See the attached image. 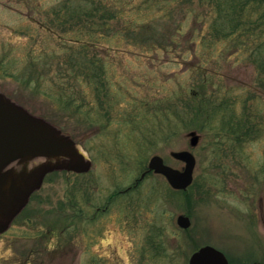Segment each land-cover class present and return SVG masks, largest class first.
<instances>
[{
    "label": "rangeland",
    "instance_id": "rangeland-1",
    "mask_svg": "<svg viewBox=\"0 0 264 264\" xmlns=\"http://www.w3.org/2000/svg\"><path fill=\"white\" fill-rule=\"evenodd\" d=\"M226 1L104 0L121 16L86 39L82 17L61 26L68 0H0V93L91 161L45 177L0 233V264H188L203 245L264 264V0L236 8L250 29L232 37ZM243 115L246 136L228 134ZM182 150L186 190L138 180L156 155L181 170Z\"/></svg>",
    "mask_w": 264,
    "mask_h": 264
},
{
    "label": "water",
    "instance_id": "water-1",
    "mask_svg": "<svg viewBox=\"0 0 264 264\" xmlns=\"http://www.w3.org/2000/svg\"><path fill=\"white\" fill-rule=\"evenodd\" d=\"M188 136L189 147H195L198 135L190 132ZM170 155L184 164L181 170L166 165L156 155L150 158L139 180L153 172L163 176L172 189L186 190L193 180L195 157L187 150ZM90 167L91 161L74 140L0 93V233L7 230L47 174L61 170L85 173ZM176 223L181 229L190 226L184 215L178 216ZM188 264L229 263L221 251L203 245L190 255Z\"/></svg>",
    "mask_w": 264,
    "mask_h": 264
},
{
    "label": "trees",
    "instance_id": "trees-1",
    "mask_svg": "<svg viewBox=\"0 0 264 264\" xmlns=\"http://www.w3.org/2000/svg\"><path fill=\"white\" fill-rule=\"evenodd\" d=\"M68 1L70 3L69 4L70 7L68 6V4H66L67 2H65L64 5L66 7H69V9H72V11H67L68 12L67 17L66 15L63 16L61 26L62 25L66 26V24H70L69 19H73L79 16L82 17L83 19L80 21L82 24L86 25V27L84 28V31H85L84 37L86 39H92L93 34L95 33V31L93 30H96V28L90 27L91 22L93 26H96L98 29L103 30V29H106L105 26L107 25L106 23L108 20L116 19V17L119 18L121 16L120 10H116L112 12V10L108 8L109 7L108 4L104 3V0H76L77 2L74 4H71V1L73 0H68ZM249 3L250 2L248 0H228L226 1V3L221 2L219 5L217 4V8L219 9L218 13H220L219 15L220 19L218 23L222 22L224 23V25H227L228 27V30L226 33L221 32L222 35L224 34L225 37H232L238 34L237 33L238 30L248 31L250 29V27L248 26H245V29L243 30L241 29L242 22H240V19H239V16L241 15L237 14V12L235 11L238 6L244 7L245 5H250ZM96 17H99L100 25L96 22L95 20ZM75 21L79 22V19ZM260 52L264 53V47L262 48V51ZM261 55H264V54H261ZM254 59H255L254 61H256V63L258 64V68L264 64L263 59L262 60L260 58H254ZM259 60H261V62H259ZM248 115H243V117L240 120H238L239 121L237 122L238 124H234L231 122L226 132L231 135L235 134L237 136H241V135L246 136V133H247L246 130L248 128L247 124H250L249 121L251 119ZM241 123L243 125H241ZM244 128H246V130H244L245 132L243 135L242 130Z\"/></svg>",
    "mask_w": 264,
    "mask_h": 264
},
{
    "label": "flooded vegetation",
    "instance_id": "flooded-vegetation-1",
    "mask_svg": "<svg viewBox=\"0 0 264 264\" xmlns=\"http://www.w3.org/2000/svg\"><path fill=\"white\" fill-rule=\"evenodd\" d=\"M228 259V258H227ZM229 264H232V262L230 260H228ZM256 264H260V263H256Z\"/></svg>",
    "mask_w": 264,
    "mask_h": 264
}]
</instances>
